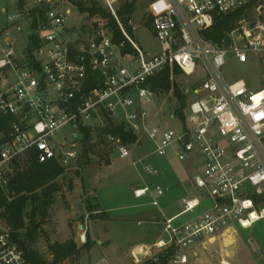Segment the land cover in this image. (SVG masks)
I'll return each mask as SVG.
<instances>
[{"label":"built area","instance_id":"1","mask_svg":"<svg viewBox=\"0 0 264 264\" xmlns=\"http://www.w3.org/2000/svg\"><path fill=\"white\" fill-rule=\"evenodd\" d=\"M99 1L119 41L106 19L93 18L90 28L67 25V6L82 13L75 0H34L31 7L6 16L0 30V114L11 122L0 133V190H6L15 166L31 159L39 164L54 160L65 170L77 164L83 147L78 152L74 140L83 129L104 132L120 159L130 157L128 147L106 129L123 125L135 135V145L142 132L153 154L163 158L170 153L191 167L190 193L198 195L183 201L180 214L190 218H164L163 238L140 254L154 262L161 254L168 255L167 264H191L197 245L235 234L236 226L247 230L264 218V89L249 91L243 80H226L221 71L229 55L245 64L250 55L264 54V2L140 0L159 45L145 52L128 32L146 29L145 21L136 24L132 14L123 22L118 15L127 0ZM31 10L37 17V47L29 55L16 51L8 27L29 35ZM238 11L242 16L228 34V45L217 47L204 37L217 15ZM176 68L184 80L194 81L183 92L188 99L181 118L155 112L160 92L152 86L165 71L172 84ZM165 118L177 127L166 128ZM65 127L71 130V144L54 147V134ZM142 171L156 174L149 166ZM147 194L148 187L134 191L135 198ZM163 194L156 188L150 205L158 207ZM79 239L85 242L84 233ZM0 264H31L1 217Z\"/></svg>","mask_w":264,"mask_h":264},{"label":"rangeland","instance_id":"2","mask_svg":"<svg viewBox=\"0 0 264 264\" xmlns=\"http://www.w3.org/2000/svg\"><path fill=\"white\" fill-rule=\"evenodd\" d=\"M85 2V0H83ZM101 7L99 0H95ZM34 0H21L23 6H19V0H0V30L5 27L6 16L14 15L15 12L27 6L31 7ZM264 2V0H263ZM70 9L71 15L68 17L67 25L81 24L90 28L94 19L88 18L86 13L79 14L73 7L67 6ZM4 10V12H3ZM264 19V14H263ZM132 20L141 25L145 21L143 3L140 0L136 1V9L132 15ZM24 27V26H23ZM10 40L14 46L21 49V42H18L19 34L12 27H8ZM129 32L130 38L145 52H155L159 49V45L154 38L151 26L146 29L140 27L135 32ZM23 35V33L21 34ZM226 80L235 81L243 80L247 85V89L252 92H258L264 89V54L250 55L249 60L245 64H238L231 55L226 57V64L221 69ZM177 82L181 85L182 93L189 89L193 84V80H184L179 77ZM188 99V98H187ZM186 99V100H187ZM185 100V104H186ZM177 101L174 98L173 89L171 88L166 94L160 93L156 98V109L162 115L174 112ZM166 128H176L177 123L168 119L163 120ZM107 126V124L105 123ZM71 130L65 127L54 134V147L60 144H71L70 134ZM78 139L74 140L76 149L79 152L80 147L84 146L85 141H80V137L84 135L83 132H78ZM1 136V134H0ZM91 150L82 156H79V163L74 164L69 169L65 170L64 176L58 179L65 190L66 186L72 181L76 185L74 192L70 195L68 201L71 209L81 208V196L87 190H100L112 204L124 207L131 204H138L141 201L134 200L132 197V190L138 187L148 186L151 190L155 185L161 187L165 186L163 181L164 174H170L172 177L184 178V166L177 162V160L169 153L167 156L161 158L153 154V146L147 140L146 136L138 133L140 142L135 145H127L130 157L127 159H120L117 151L112 149L105 142L104 132L97 133L96 131H88ZM139 160V162H137ZM132 162H136L133 166ZM108 163V164H107ZM142 166H149L155 170V175H147L142 171ZM191 170L190 168L186 169ZM185 170V171H186ZM184 171V172H185ZM191 171L187 172L189 176ZM192 174V173H191ZM190 174V175H191ZM190 196H197L198 193L189 192ZM58 196V195H57ZM67 196H62L66 200ZM179 199L176 195H168V193L160 199V207L163 213L171 215L179 210ZM53 220L55 223V240L59 242L65 241L70 237V230L68 228V211L63 206V201L58 198L53 207ZM83 212V211H82ZM156 219H160V213L154 210ZM94 219L88 217L87 214L81 213L77 215L74 222L73 232L77 231L76 223L87 225L88 231L92 237L96 238V231L92 227ZM93 230L91 231L90 228ZM106 234L112 238L114 254H108V262L111 264H144L145 260L139 261L133 258V263L128 257L127 250L134 243L140 240L138 231L143 230L144 227H136L135 224H118L111 226ZM54 228L51 223L45 228L44 234L50 235ZM99 231V229H97ZM236 233L230 234L232 243L228 241L221 242L219 245L208 243L204 247L199 246L196 249V255L191 257V264H221L225 261L227 264H252V257L248 254L252 246L248 243L247 238L253 237L260 242L264 240V220L260 223L252 225L249 229L243 230L235 227ZM97 231V232H98ZM161 233L160 226H154L150 232L147 233L149 240L154 241ZM81 236V235H80ZM80 236L74 241L77 246L81 245ZM48 240L44 235L37 239L29 248L32 252L41 255L43 259L49 260L47 256ZM227 240V238H226ZM146 255V254H144ZM107 256V255H106ZM98 249H93L89 256L84 257L81 261L70 259L63 264H108L107 257Z\"/></svg>","mask_w":264,"mask_h":264},{"label":"trees","instance_id":"3","mask_svg":"<svg viewBox=\"0 0 264 264\" xmlns=\"http://www.w3.org/2000/svg\"><path fill=\"white\" fill-rule=\"evenodd\" d=\"M80 12L86 13L88 18L106 19L107 25L113 32L115 41L120 40L119 32L114 22L109 19V15L95 0H75ZM19 6L23 3L19 0ZM136 1L127 0L118 8V15L123 22L135 12ZM242 11L228 15H217L209 30L204 32V37L217 47L226 46L229 43L228 34L241 18ZM31 18L30 34L27 35L24 44V50L27 54L37 47L36 37L34 35L37 23V17L34 10L29 13ZM145 25L150 26V21L145 20ZM180 71L174 69V82L170 84L168 73L165 71L159 78L152 80V86L160 93L166 94L173 89L174 98L177 105L174 114L182 117L185 107L186 97L181 91V85L177 82L180 77ZM11 122L10 116L0 114V133H5ZM106 131L120 138L124 145L134 144L136 137L130 131H127L123 125L110 126ZM84 141L89 142L87 136L88 130L83 129ZM2 139H0V144ZM91 150V145L87 149L84 143L80 156L87 154ZM108 164V163H107ZM65 169L56 161L50 160L45 163H37L34 159L23 167L15 166V172L8 182L5 191L0 190V217L4 224L10 230L12 239L18 243L26 252L31 264H61L66 259H75L84 252H88L93 243L87 237L85 242L79 247L72 241L67 240L64 243H48V254L52 256L50 262H46L41 255L30 250V246L43 235V226L50 218V210L55 203L56 195L61 192L63 186L59 184L58 179L63 177ZM67 192H72V181L66 186ZM84 210L88 217L94 220H106V214L101 210L96 199L93 196L84 198ZM168 255H158V261L154 262L152 258L146 259L144 264H167Z\"/></svg>","mask_w":264,"mask_h":264},{"label":"crops","instance_id":"4","mask_svg":"<svg viewBox=\"0 0 264 264\" xmlns=\"http://www.w3.org/2000/svg\"><path fill=\"white\" fill-rule=\"evenodd\" d=\"M4 12V10H3ZM22 34V33H21ZM19 34V41L21 42V49L19 50V48L15 47L16 51H22L24 49V44H25V39H26V34L23 33V35ZM184 167L183 173H184V178H176V177H172V175L170 174H164L163 177V181L165 183L164 187H161L159 185H155V188L153 190H151L148 186H144V187H148L150 190V194L144 195L141 198H135L134 197V191L137 189H141L143 187H138V188H134L132 190V197L134 200L137 201H141L138 204H131L128 206H124V207H119L116 206L114 204H112L111 202H109L108 199H106L105 195L98 189H93V190H87L83 193V195L81 196V204L78 206H81V208L77 209H71L70 207V203L68 201L70 195H72V193L74 192L75 189V184L73 185V190L72 192H67L65 190V188L63 187L61 192L58 193L56 195V200L58 198H61L63 201V206L66 209V211H68V228L70 230V237L67 238L65 241L63 242H59L57 240H55L54 238V234H55V223L53 220V214H54V204L51 207L50 210V218L47 221V223L45 224V226H43V232H45V228L47 227V225L53 223L54 224V228L52 230V233H50V235H47L43 233V235L49 239L48 243H64L69 239H72V241H76L78 236H80L81 234L84 233L85 235V239L88 237L89 240L93 243V246L90 248V250L88 252H84L83 254L79 255L77 258H75V260H79L81 261L84 257L89 256V253L93 250V249H98V251L103 252L105 254V256L107 257V263L111 264L110 262H108L109 258H108V254H114V249H113V243H112V238L110 236H108L106 234V232L112 228L111 226L113 225H118V224H135L136 227L140 228L143 227L141 231H138L139 236H140V240L138 242H134L127 250V254L128 257H130V259L133 261V257L132 254L133 253H138V249H139V254L142 253L143 251H148L149 248L159 239L163 238V232H162V222L164 218H172V217H179L178 221H185L188 220L190 218L189 215H181V211L183 209V201L185 199H187L189 197V192H190V183H189V177L191 176L190 174L192 173V169L188 164H182ZM190 168L191 171L189 176H187V170ZM186 170V171H185ZM185 171V172H184ZM156 188H160L164 191V194L158 199V207H153L150 205V202L152 200V198L154 197V191ZM168 193V195H176L179 199V210L171 215H166L165 213H163V211L161 210L160 207V199L163 198L166 194ZM67 196L66 200L62 198V196ZM93 196L98 205L100 206L101 210L106 214V220H95L94 223L92 224V227L94 228V230L96 231V238L92 237L91 233L88 231V226L87 225H81L79 223H76V229L77 231L81 230V232H77L74 233L73 232V225L75 222V218L77 215H80L81 213H86L84 210V198L86 196ZM55 200V202H56ZM156 209L158 210V212L161 214L160 219L157 220L156 216H154V210L156 211ZM83 211V212H82ZM263 219L259 220L257 223H260L261 221H263ZM154 226H160L161 227V233L159 234V236L157 237V239H155L154 241L149 240L147 233L151 231V229H153ZM90 228L91 231L93 230V228ZM99 229V231L97 230ZM98 231V232H97ZM42 235V236H43ZM230 233L225 234L222 237H216L214 240L210 241L209 243L213 244H217L219 245L221 242L224 241H228V243H232V237L229 236ZM227 238V240H226ZM248 243H250V240L254 241V244L256 245V247L258 248V250L260 251V256L256 257L254 254L253 249H250V252L248 253L251 257H252V264H264V240L260 239V242L256 239H254L252 236L247 238ZM75 243V242H74ZM208 243H204V244H200L197 245L194 249H193V253L194 255H196L197 253L195 252L196 249H198L199 246L204 247V245H206ZM77 246V245H76ZM80 246V245H79ZM77 246V247H79ZM137 249V251H136ZM192 255V256H194ZM47 256L50 258L49 260L44 259L46 262H50L52 260V256L47 254ZM190 256V262H191V257ZM71 259V258H70ZM70 259H66L64 260L61 264L67 262ZM227 264L225 261L221 262V264ZM134 264V263H133Z\"/></svg>","mask_w":264,"mask_h":264},{"label":"water","instance_id":"5","mask_svg":"<svg viewBox=\"0 0 264 264\" xmlns=\"http://www.w3.org/2000/svg\"><path fill=\"white\" fill-rule=\"evenodd\" d=\"M251 26H253V24L251 25ZM86 147H87V149L90 147V145H89V143L87 142L86 143ZM79 162H77V164H78ZM250 245L252 246V249H253V251H254V254H255V256L256 257H259L260 256V251L258 250V248L256 247V245L254 244V241L253 240H250ZM136 258L139 260V261H142V260H144L145 258H146V255H144V254H136Z\"/></svg>","mask_w":264,"mask_h":264},{"label":"bare ground","instance_id":"6","mask_svg":"<svg viewBox=\"0 0 264 264\" xmlns=\"http://www.w3.org/2000/svg\"><path fill=\"white\" fill-rule=\"evenodd\" d=\"M139 250V249H138ZM136 251H137V249H136Z\"/></svg>","mask_w":264,"mask_h":264}]
</instances>
